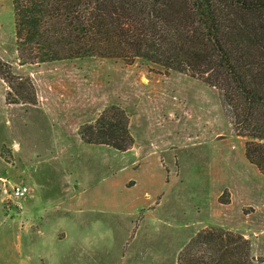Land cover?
<instances>
[{
    "label": "rangeland",
    "instance_id": "374dc122",
    "mask_svg": "<svg viewBox=\"0 0 264 264\" xmlns=\"http://www.w3.org/2000/svg\"><path fill=\"white\" fill-rule=\"evenodd\" d=\"M0 68V264H177L209 229L243 236L264 264V176L219 90L143 59L20 58L12 0ZM110 107L127 151L80 138ZM13 184L29 194L11 199Z\"/></svg>",
    "mask_w": 264,
    "mask_h": 264
},
{
    "label": "trees",
    "instance_id": "16d2710c",
    "mask_svg": "<svg viewBox=\"0 0 264 264\" xmlns=\"http://www.w3.org/2000/svg\"><path fill=\"white\" fill-rule=\"evenodd\" d=\"M20 58L41 63L143 59L219 90L245 157L264 176V0H12ZM1 74V68H0ZM19 102L32 104L20 83ZM13 103H17L13 100ZM118 152L133 144L122 110L106 109L79 133ZM177 264H255L250 244L222 229L198 232Z\"/></svg>",
    "mask_w": 264,
    "mask_h": 264
},
{
    "label": "built area",
    "instance_id": "2783aa9c",
    "mask_svg": "<svg viewBox=\"0 0 264 264\" xmlns=\"http://www.w3.org/2000/svg\"><path fill=\"white\" fill-rule=\"evenodd\" d=\"M29 194V188L23 184H13L9 187L8 197L14 200L24 199Z\"/></svg>",
    "mask_w": 264,
    "mask_h": 264
}]
</instances>
